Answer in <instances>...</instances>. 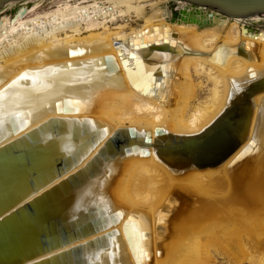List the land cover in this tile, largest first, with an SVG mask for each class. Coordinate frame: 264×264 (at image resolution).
Instances as JSON below:
<instances>
[{
	"label": "bare ground",
	"instance_id": "bare-ground-1",
	"mask_svg": "<svg viewBox=\"0 0 264 264\" xmlns=\"http://www.w3.org/2000/svg\"><path fill=\"white\" fill-rule=\"evenodd\" d=\"M38 5L0 18V264H264V27Z\"/></svg>",
	"mask_w": 264,
	"mask_h": 264
},
{
	"label": "water",
	"instance_id": "water-1",
	"mask_svg": "<svg viewBox=\"0 0 264 264\" xmlns=\"http://www.w3.org/2000/svg\"><path fill=\"white\" fill-rule=\"evenodd\" d=\"M26 0H0V12ZM235 17L247 24L264 27V0H180ZM157 66V65H156ZM158 67V66H157ZM151 87L150 93H153Z\"/></svg>",
	"mask_w": 264,
	"mask_h": 264
},
{
	"label": "rangeland",
	"instance_id": "rangeland-1",
	"mask_svg": "<svg viewBox=\"0 0 264 264\" xmlns=\"http://www.w3.org/2000/svg\"><path fill=\"white\" fill-rule=\"evenodd\" d=\"M33 1H36V2L39 3L38 9L36 11H42V10L52 9V8L55 7L56 2L58 3V2H61V1H65V0H33ZM66 1L74 2L75 0H66ZM77 1H81V0H77ZM88 1H92V0H88ZM146 3L149 4V1L146 2ZM146 3H145V5H146ZM15 10H16V6H11L8 10L0 12V18L3 17V16L12 15L15 12ZM133 19H135V18H132V20ZM119 23H120L119 19H115L112 22L109 21L108 23H106V25L110 26V27H115L116 24H119ZM129 23L131 25H133V26H136V24H137L136 22H134V20L130 21ZM246 26H249L250 28L251 27L252 28H256V29L259 28V27L253 26V25L250 26V24L246 25ZM84 32H85V30H83L81 33H83V35H84ZM219 48H218V50H215L214 53H213V57H212L213 61H216L218 57H219L218 59H220L221 57L223 58L224 55L227 52L226 48H224V47H219ZM193 77L195 78V80H197L195 74H193ZM201 79H203V83H204L203 87H205V89L201 92V97H205L207 95V93L209 92L208 89L211 86V81L208 79V76L206 75V73L203 74ZM217 258H218L217 259L218 262L216 264H228L222 257L217 256ZM241 264H250V263L243 262Z\"/></svg>",
	"mask_w": 264,
	"mask_h": 264
}]
</instances>
